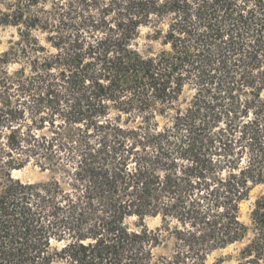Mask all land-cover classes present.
<instances>
[{
	"label": "trees",
	"instance_id": "1",
	"mask_svg": "<svg viewBox=\"0 0 264 264\" xmlns=\"http://www.w3.org/2000/svg\"><path fill=\"white\" fill-rule=\"evenodd\" d=\"M0 4V264H264V0Z\"/></svg>",
	"mask_w": 264,
	"mask_h": 264
},
{
	"label": "rangeland",
	"instance_id": "2",
	"mask_svg": "<svg viewBox=\"0 0 264 264\" xmlns=\"http://www.w3.org/2000/svg\"><path fill=\"white\" fill-rule=\"evenodd\" d=\"M3 7L0 4V8ZM16 29L11 26H1L0 25V52L6 50L10 41L16 38ZM154 33V29L150 26H143L140 29V36L138 37L136 43L138 50H140L143 54H152L153 52L158 51L161 48V45L158 41L152 39V34ZM189 95V93H186ZM13 175L18 178H22L23 180L30 181H43L48 180L52 177L53 173L49 171H41L38 167H34L33 165H28L26 168L21 170H14ZM60 177V173L57 174ZM6 177L0 171V191L5 183ZM264 195V185L260 184L255 186L251 193L250 197L243 201L241 205V220L246 224L250 225L251 223V213L255 207V203L258 198ZM129 222L133 227H136L135 223L137 222L136 218L129 219ZM150 228L155 229L161 224L160 217H146L144 221ZM251 236V232L248 234V237ZM247 240V239H246ZM242 246V243H236L228 246L224 249L215 250L208 258V263L215 262L218 258L227 255L235 256L237 254L238 248ZM172 242L166 241L161 245L157 246L154 250L156 256L161 254H169L171 252ZM235 258H226L224 264H234Z\"/></svg>",
	"mask_w": 264,
	"mask_h": 264
}]
</instances>
